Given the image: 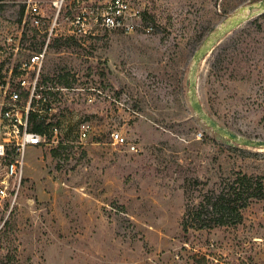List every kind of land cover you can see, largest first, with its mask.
<instances>
[{
  "label": "rangeland",
  "instance_id": "1",
  "mask_svg": "<svg viewBox=\"0 0 264 264\" xmlns=\"http://www.w3.org/2000/svg\"><path fill=\"white\" fill-rule=\"evenodd\" d=\"M52 1L0 0V76L39 49L41 35L18 21L22 5L24 20H33L27 4L38 2L36 28H43L53 22ZM132 1L147 12L138 30L100 29L48 48L41 84L53 88L62 129L55 141L26 148L18 197L0 199V257L7 264H264V201L236 226H182L187 178L209 189L238 171L264 174V148L222 138L190 102L196 51L245 17L199 64L196 90L221 125L264 140V8L248 10L264 0ZM68 12L57 35L67 34ZM67 72L71 86L61 87L57 76ZM78 121L91 123L85 140ZM112 131L128 143L114 144ZM59 142L65 147L55 155ZM5 163L0 158V190L11 191L17 178L6 179Z\"/></svg>",
  "mask_w": 264,
  "mask_h": 264
},
{
  "label": "built area",
  "instance_id": "2",
  "mask_svg": "<svg viewBox=\"0 0 264 264\" xmlns=\"http://www.w3.org/2000/svg\"><path fill=\"white\" fill-rule=\"evenodd\" d=\"M52 6L55 15L42 49L21 56L0 76V158L6 160V179L17 178V187L11 191L0 190V199L11 197L15 200L18 197L26 148L50 140L46 135L31 131V113L34 111L39 116H46V122L53 124L52 141L61 131L56 125L53 88L41 84L48 44L51 37L57 35L55 29L59 26L61 13L69 10L65 16L68 25L66 35L75 37L95 35L100 29L131 33L142 27L144 21L146 23L144 8L132 0H53ZM27 12L33 15L32 24L39 26L41 11L38 2H28ZM9 40H13V37L10 36ZM88 101L93 102V97H88ZM91 129L89 121H81L78 127L79 139L85 140ZM111 141L121 146L128 143L119 131L111 132ZM131 150H136V146L132 144Z\"/></svg>",
  "mask_w": 264,
  "mask_h": 264
},
{
  "label": "trees",
  "instance_id": "3",
  "mask_svg": "<svg viewBox=\"0 0 264 264\" xmlns=\"http://www.w3.org/2000/svg\"><path fill=\"white\" fill-rule=\"evenodd\" d=\"M25 6L22 5L18 21L19 23H23L24 21L28 29H34L37 34L41 35L42 39L38 42L39 49L37 48V51H39L46 43L48 27L36 28L38 26L33 25L31 19L24 20ZM146 13L145 16L147 15ZM43 29L47 30L43 31ZM26 34L27 32L24 31L22 39L25 38ZM73 44H78L75 36L66 34L54 35L49 41L48 48L61 49L66 46H73ZM69 75L70 73L68 72L58 75V83L62 86H71ZM45 91L48 92L50 90ZM46 121V116H39L37 112L33 111L31 113L30 129L51 139L54 135L53 124ZM61 123L60 120L56 121V125L62 129ZM79 124L80 121H78V124L75 123V126L79 127ZM69 132L72 133L73 129L66 126L67 135H69ZM234 143L240 146L239 143ZM61 146L62 144L59 142V145L53 149L55 155H59V151L65 147ZM183 187L186 200V211L182 221L184 230H188L191 224L196 226L197 229L236 226L243 221L245 210L253 202L264 201V174L253 175L238 171L235 175L225 176L214 187L209 189L205 188L206 183L204 181L196 176H191L186 179ZM0 261L2 264H7L1 257Z\"/></svg>",
  "mask_w": 264,
  "mask_h": 264
},
{
  "label": "water",
  "instance_id": "4",
  "mask_svg": "<svg viewBox=\"0 0 264 264\" xmlns=\"http://www.w3.org/2000/svg\"><path fill=\"white\" fill-rule=\"evenodd\" d=\"M257 8H264V1L260 2L256 5L248 6V10L251 12ZM247 7H241L240 11L244 12ZM245 17H241L240 20H230L226 24H224L221 28L217 29L213 33H211L203 45L196 51L194 56V65L192 66V75L190 79V102L192 108L197 112L199 118L203 120L210 128H212L217 134L222 137L228 138L234 142L239 143L240 145L254 148H264V140L263 139H253L249 137H245L240 135L239 133L228 129L221 125L211 114H209L202 102L198 99L197 95V81L196 74L199 64L207 57V55L213 50L215 45L229 32L232 28H234L237 23L242 22ZM0 264L2 262L0 261Z\"/></svg>",
  "mask_w": 264,
  "mask_h": 264
}]
</instances>
